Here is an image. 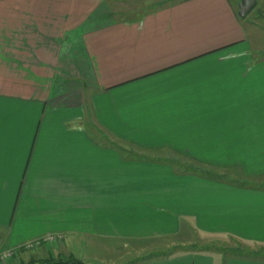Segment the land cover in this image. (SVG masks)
<instances>
[{
    "label": "crops",
    "instance_id": "crops-1",
    "mask_svg": "<svg viewBox=\"0 0 264 264\" xmlns=\"http://www.w3.org/2000/svg\"><path fill=\"white\" fill-rule=\"evenodd\" d=\"M114 1L0 0V251L53 234L63 244L38 254L68 239L184 247L193 233L264 246V187L129 158L263 177L258 29L238 0H164L139 15L114 14ZM133 264L264 260L186 251Z\"/></svg>",
    "mask_w": 264,
    "mask_h": 264
},
{
    "label": "rangeland",
    "instance_id": "rangeland-1",
    "mask_svg": "<svg viewBox=\"0 0 264 264\" xmlns=\"http://www.w3.org/2000/svg\"><path fill=\"white\" fill-rule=\"evenodd\" d=\"M166 0L165 2H167ZM257 5L254 11L247 17V21L254 25L258 31L257 34L260 36V48H264V0H256ZM159 2V3H158ZM163 1H147V0H122L114 1L112 3L114 14L116 15H139L145 13L159 5L165 3ZM89 134L97 139L98 141L106 143L105 135L102 131L93 126L92 122L88 125ZM145 157L153 159H168L174 163L176 169L184 173H196L211 175L219 179H223L226 182L233 184H249L254 187H264V176L254 179L245 178L241 173L235 170H215L206 169L201 166L189 162L183 158H176L166 153H149L145 155H139L136 152H131L129 158ZM173 241H158L152 244H145L134 249L124 250L121 244L115 246V241L105 242L107 243L105 248L100 246L90 245L86 241L73 242L71 239L65 241L67 247L66 250L58 249H44L40 254L36 251L25 253L26 257L20 261L19 264H27L31 261H43L48 259L56 260L58 258L68 259L69 257L74 258L76 261L82 264H101L113 262L114 264H133L142 259H151L156 257H163L171 255L177 252H204L219 256L222 260L231 258L241 259H256L264 260V246L246 244L236 241L228 237H208L199 235L196 233L191 234L187 239V246H178L172 243ZM49 250V252H48ZM6 247L2 248L0 255L7 252ZM23 255V252H18L17 255ZM16 255V254H15ZM14 255V257H15ZM257 255V256H254ZM16 256V259H19ZM9 259L6 264H15L16 259Z\"/></svg>",
    "mask_w": 264,
    "mask_h": 264
},
{
    "label": "built area",
    "instance_id": "built-area-1",
    "mask_svg": "<svg viewBox=\"0 0 264 264\" xmlns=\"http://www.w3.org/2000/svg\"><path fill=\"white\" fill-rule=\"evenodd\" d=\"M64 237L62 235L58 234H53V235H47L35 240H32L30 242L25 243L24 245L20 246L18 249L15 251H7L3 254L0 255V263L4 264L6 263L9 259H12L14 255L17 252H23V253H29L33 252L36 250H39L43 248L44 246H60L63 244Z\"/></svg>",
    "mask_w": 264,
    "mask_h": 264
},
{
    "label": "water",
    "instance_id": "water-1",
    "mask_svg": "<svg viewBox=\"0 0 264 264\" xmlns=\"http://www.w3.org/2000/svg\"><path fill=\"white\" fill-rule=\"evenodd\" d=\"M238 17L242 20L246 19L256 8V0H238Z\"/></svg>",
    "mask_w": 264,
    "mask_h": 264
},
{
    "label": "trees",
    "instance_id": "trees-1",
    "mask_svg": "<svg viewBox=\"0 0 264 264\" xmlns=\"http://www.w3.org/2000/svg\"><path fill=\"white\" fill-rule=\"evenodd\" d=\"M205 175V174H204ZM207 177H212L211 175H207ZM244 185V184H243ZM246 186H250L251 183H247L245 184ZM168 256V255H167ZM254 256H257V255H254ZM165 257V256H164ZM27 264H82L78 261H76L74 258L72 257H69L68 259H63V258H58L56 260H53V259H48V260H43V261H37V262H34V261H31Z\"/></svg>",
    "mask_w": 264,
    "mask_h": 264
}]
</instances>
